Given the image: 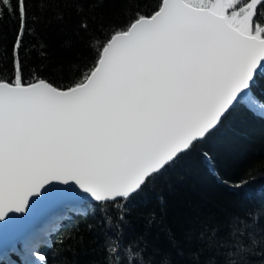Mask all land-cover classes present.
<instances>
[{
	"label": "snow or ice",
	"instance_id": "obj_1",
	"mask_svg": "<svg viewBox=\"0 0 264 264\" xmlns=\"http://www.w3.org/2000/svg\"><path fill=\"white\" fill-rule=\"evenodd\" d=\"M121 2L125 22L113 26L97 23L94 9L104 0H62L78 14L90 3L93 14L81 16L75 40L64 42L65 48L79 42L90 55L54 67L41 63L26 74L25 36L36 34L30 21L38 17L29 15L30 0H0V19L17 22L7 64L0 62V230L21 223L12 214L36 204L62 206L58 219L98 209L113 232L102 264H153L143 255L144 236L120 242L131 202L234 111L264 115L251 93L264 76V0H155L150 11L135 0L134 12L133 0ZM60 5L48 0L42 15ZM203 156L220 179L212 157ZM220 182L239 190L249 181ZM262 218L264 202L244 219L200 221L193 264H244L246 254L264 249ZM42 235L37 228L22 238L34 264H47L37 251ZM161 264H169L167 256Z\"/></svg>",
	"mask_w": 264,
	"mask_h": 264
},
{
	"label": "trees",
	"instance_id": "obj_2",
	"mask_svg": "<svg viewBox=\"0 0 264 264\" xmlns=\"http://www.w3.org/2000/svg\"><path fill=\"white\" fill-rule=\"evenodd\" d=\"M47 2L30 0L29 3V15L37 16L38 20L30 21L36 34L25 36L24 45L30 54L26 74L41 63L54 67L90 55L79 42L72 47H64L66 40H75L73 27L81 16L93 14L89 11L90 3H84V12L78 14L75 8L65 9L61 0L59 9L42 15L41 5ZM134 3L135 0L129 5L133 12L136 11ZM140 3L144 5L143 11L151 10L148 5L155 6V0H140ZM124 6L121 0H104L94 9L97 23L110 21L113 26L124 24L125 17L120 14ZM16 27L15 18L6 15L0 19V62L5 66L11 54ZM41 44L45 45L43 49ZM41 51L46 53V58L40 57ZM21 55H24L23 49ZM251 93L258 104H264V76H258ZM205 152L212 157L220 179L213 174V164L204 158ZM223 179L233 183L240 180L249 182L244 188L236 190L221 183ZM262 202L264 115L244 108L231 113L205 142L197 144L160 176L155 185L146 187L131 202L127 217L129 223L123 226L120 242L128 245L142 235L147 242L143 255L146 259L152 257L153 264H161L165 256L169 264H193L190 253L199 246L197 236L200 221L209 216H214L221 223L232 215L244 219L246 213L254 211ZM80 206L88 208L87 204ZM70 217L49 234L48 242H42L37 251L46 257L47 264H102L105 255L102 246L113 232L107 229L99 210H88L86 214L71 213ZM248 219L251 220L250 217ZM259 223L264 227V218ZM89 224L93 225L90 230L87 227ZM225 231L226 228H221L219 235L223 236ZM170 233L174 236L175 244L170 241ZM139 246L143 248L144 241ZM262 251L264 249L259 247L250 251L243 257L244 264L264 261V256L259 254Z\"/></svg>",
	"mask_w": 264,
	"mask_h": 264
},
{
	"label": "water",
	"instance_id": "obj_3",
	"mask_svg": "<svg viewBox=\"0 0 264 264\" xmlns=\"http://www.w3.org/2000/svg\"><path fill=\"white\" fill-rule=\"evenodd\" d=\"M33 199L39 198H30V202ZM77 206L78 205H76V207ZM63 209L62 206L36 204L30 206V208L23 214H12L20 218L21 223L11 224L0 230V257L3 256L4 258H7L5 253L12 250L16 243L22 242L24 234L28 231L40 228L42 229V232H50L51 226H54L55 224L53 223L55 221L53 216L55 214H59L57 217L63 216L65 212Z\"/></svg>",
	"mask_w": 264,
	"mask_h": 264
},
{
	"label": "rangeland",
	"instance_id": "obj_4",
	"mask_svg": "<svg viewBox=\"0 0 264 264\" xmlns=\"http://www.w3.org/2000/svg\"><path fill=\"white\" fill-rule=\"evenodd\" d=\"M23 245V243L22 242H20L19 244H16L15 245V247H17V248H19V246H22ZM22 249V248H21ZM17 250L18 249H16L15 251H13V250H10L8 253H9V256H11V254H15L16 256H19V258H20V255L18 254H16V252H17ZM21 252V251H20ZM19 252V253H20ZM6 254V253H5ZM6 256L8 257V254H6ZM0 262H4V264H10V263H8L7 262V258H4V257H0Z\"/></svg>",
	"mask_w": 264,
	"mask_h": 264
},
{
	"label": "bare ground",
	"instance_id": "obj_5",
	"mask_svg": "<svg viewBox=\"0 0 264 264\" xmlns=\"http://www.w3.org/2000/svg\"><path fill=\"white\" fill-rule=\"evenodd\" d=\"M57 216H58V215L53 216V219H55V221H54L53 223L56 222V220H57V218H58ZM25 256H26V258H27V257H29V254H26ZM30 262H31L32 264H34V261H33V260L30 261Z\"/></svg>",
	"mask_w": 264,
	"mask_h": 264
}]
</instances>
